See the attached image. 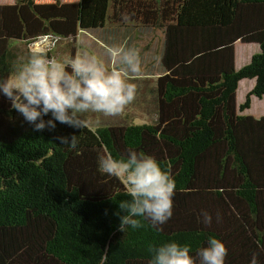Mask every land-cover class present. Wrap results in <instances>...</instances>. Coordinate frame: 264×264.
Here are the masks:
<instances>
[{
  "label": "trees",
  "instance_id": "obj_1",
  "mask_svg": "<svg viewBox=\"0 0 264 264\" xmlns=\"http://www.w3.org/2000/svg\"><path fill=\"white\" fill-rule=\"evenodd\" d=\"M108 24L163 31L164 72L141 88L156 118L99 122L89 113L86 129L36 132L0 96V264H149L150 245L177 240L195 255L209 235L225 243V264L254 254L264 264V116L244 113L252 96L264 100V0H0V78L39 38L66 40L72 56L82 31ZM237 42L260 46L238 69ZM243 79L255 85L238 109ZM72 135L77 150L60 145ZM129 149L154 156L175 180L160 231L143 220L119 229L118 202L129 197L97 158Z\"/></svg>",
  "mask_w": 264,
  "mask_h": 264
},
{
  "label": "clouds",
  "instance_id": "obj_2",
  "mask_svg": "<svg viewBox=\"0 0 264 264\" xmlns=\"http://www.w3.org/2000/svg\"><path fill=\"white\" fill-rule=\"evenodd\" d=\"M104 51L111 68L87 51L49 59L44 51L32 50L13 65L10 76L0 78V96L36 132L54 130L57 123L86 129L89 113L117 116L135 100L137 87L131 76L141 71V60L134 47L107 45ZM59 139L60 145L77 150L78 135ZM97 167L126 189L129 199L120 200L115 213L121 231L143 227L142 220L160 231L159 226L171 219L175 180L154 156L135 149L120 157L102 154ZM200 216L205 226L212 223L209 212L202 211ZM149 252V264H225L228 255L225 243L215 235H209L195 255L188 243L177 240L150 245ZM249 264H258L255 254Z\"/></svg>",
  "mask_w": 264,
  "mask_h": 264
},
{
  "label": "rangeland",
  "instance_id": "obj_3",
  "mask_svg": "<svg viewBox=\"0 0 264 264\" xmlns=\"http://www.w3.org/2000/svg\"><path fill=\"white\" fill-rule=\"evenodd\" d=\"M13 43L19 50L25 47L21 41H14ZM66 43V40L54 36H45L33 42L30 47L32 50H41L44 52L49 50L52 56L50 59H61L71 54L70 50L67 49L68 47H66ZM163 43L164 33L161 29L144 28L141 26L120 27L108 24L104 28H101L98 33L82 31L79 34L78 41L75 43V54L85 51L96 54L105 60L107 67L111 68L113 64L108 60L104 51L107 45L134 47L140 55L142 66L139 73L131 76V82L136 84L137 89L139 88L136 92L135 101L126 106L125 110L117 116H104L99 113H93L88 116L90 121L91 119L98 120L99 122L107 121L129 115L132 116V121L136 123H145L152 122L156 118L155 100L147 91H141V88L142 85H144V88L153 85L151 80L164 72L161 60ZM259 51L260 46L257 44L237 42V69L249 63L252 56ZM251 85H253L251 79H243L239 85L237 95L238 109L242 103H245L247 95L253 89L254 86L251 87ZM140 98H145V100L142 99L139 103ZM263 104L264 100H259L256 96H252L250 113L254 114L255 112L264 110Z\"/></svg>",
  "mask_w": 264,
  "mask_h": 264
},
{
  "label": "crops",
  "instance_id": "obj_4",
  "mask_svg": "<svg viewBox=\"0 0 264 264\" xmlns=\"http://www.w3.org/2000/svg\"><path fill=\"white\" fill-rule=\"evenodd\" d=\"M243 80H241L240 81V84H241V82H242ZM251 81H253V85H251V87H253L254 86V81H255V79H251ZM238 98V97H237ZM258 98V97H257ZM259 100H261L260 98H259ZM263 100V99H262ZM263 107H264V104H263ZM251 112V108L250 109H247L246 110V112H244L245 114H250V115H253V116H255V117H262V116H264V110H262V111H258V112H255L254 114H251L250 113Z\"/></svg>",
  "mask_w": 264,
  "mask_h": 264
}]
</instances>
